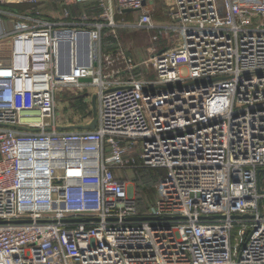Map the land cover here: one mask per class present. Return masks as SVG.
<instances>
[{"label": "built area", "instance_id": "obj_1", "mask_svg": "<svg viewBox=\"0 0 264 264\" xmlns=\"http://www.w3.org/2000/svg\"><path fill=\"white\" fill-rule=\"evenodd\" d=\"M90 1L87 29L0 0V264H264V0H174L169 24L147 0H61L65 17ZM114 2L155 31L156 79L104 51ZM87 86L96 128H63L58 90ZM140 169L165 170L147 205Z\"/></svg>", "mask_w": 264, "mask_h": 264}, {"label": "crops", "instance_id": "obj_2", "mask_svg": "<svg viewBox=\"0 0 264 264\" xmlns=\"http://www.w3.org/2000/svg\"><path fill=\"white\" fill-rule=\"evenodd\" d=\"M39 9L45 13L47 16H50L51 19H54L56 21H66L69 23H76L81 22L83 14L87 16V21L84 25H81V27H86L87 29L93 28L92 24L96 21L100 20V12L101 8L98 6V3L95 1L90 2H83V3H72L71 5H68L69 15L68 17H65L63 5L61 4V0H39ZM14 5H22L20 11H26L29 10V4H14ZM174 0H147L144 4L145 9L150 11L152 15V20L155 23H163V24H169L172 20L170 18V12L174 7ZM114 11H115V18L118 23V27L122 28L123 33H121V38H118V40H115V44L108 45L105 48L103 47L104 51H109L111 49H114L117 46H122L128 55H131L134 59V61L139 64V67H137L139 70H142V72H145L144 74L151 71L152 66L148 64H144L143 62L148 58V47L146 49L147 55L142 56L135 50V43L136 40L132 39V36L127 37V34L125 31H127L128 27L132 29H138L134 27V24L138 21L139 18V12L138 11H127L126 9H123L122 11H119V7L116 2L113 3ZM10 8V7H8ZM138 30H146L150 32L153 29H138ZM129 31V30H128ZM134 32L133 34H135ZM132 34V35H133ZM124 40H126V44L124 43ZM147 75V74H146ZM67 124L63 123L64 127H70L71 129H81L82 126H85L87 122L84 124H80L78 126L80 127H73L72 120H66ZM75 126V125H74ZM77 126V125H76Z\"/></svg>", "mask_w": 264, "mask_h": 264}, {"label": "rangeland", "instance_id": "obj_3", "mask_svg": "<svg viewBox=\"0 0 264 264\" xmlns=\"http://www.w3.org/2000/svg\"><path fill=\"white\" fill-rule=\"evenodd\" d=\"M22 5H13L10 8L14 11H20ZM125 31L127 37L132 36L133 40H136L135 50L142 56L147 55V47L151 44L150 37L155 33L154 30L150 32L146 30L132 29L130 27ZM117 32L119 38H121V33H123L122 28L118 27ZM136 32L135 34H133ZM133 34V35H132ZM126 44V40H124ZM186 73V69H183V74ZM150 79H156L157 73L154 69H151L150 72L146 73ZM85 80V79H84ZM88 80V79H87ZM97 88L94 86L85 87V91L78 90L72 87H64L58 90L57 92V116L59 122L67 123L66 120L70 118L77 125L84 124L86 121L90 120L89 113L92 111V97L97 93ZM98 105V100H97ZM91 116L92 113H91ZM63 126V125H61ZM132 183L136 186L137 190L140 191V194L143 196L145 203L151 201L150 199H155L157 197V182L152 181L149 177L148 181L137 182L135 178H132ZM140 181V180H138Z\"/></svg>", "mask_w": 264, "mask_h": 264}, {"label": "water", "instance_id": "obj_4", "mask_svg": "<svg viewBox=\"0 0 264 264\" xmlns=\"http://www.w3.org/2000/svg\"><path fill=\"white\" fill-rule=\"evenodd\" d=\"M127 11H135L133 9H126ZM72 34V31H71ZM83 35H85L87 43H86V47H85V51H84V60L82 58V62H85L86 64H88L90 62V54H91V47H90V36H89V32L88 31H84L82 33L79 34L80 39L82 40ZM72 40L70 39L66 46L65 49L63 50V57H64V61L67 64L68 70L70 71L71 69V63H72ZM92 115H93V120L90 124L82 126L81 128H85V129H95L97 126V95L94 94L92 97V111H91ZM73 127H80V126H73ZM63 128H70V127H63ZM142 219H150V217H139Z\"/></svg>", "mask_w": 264, "mask_h": 264}, {"label": "trees", "instance_id": "obj_5", "mask_svg": "<svg viewBox=\"0 0 264 264\" xmlns=\"http://www.w3.org/2000/svg\"><path fill=\"white\" fill-rule=\"evenodd\" d=\"M13 5H14V4H10V5H8L7 7H11V6H13ZM32 8H33V6L29 4V9H32ZM113 44H115V40H114L113 38L106 39V40L104 41V48H105L106 46L108 47V45H113ZM164 175H165V170H164V169H140V170H138L137 173H136L135 180H136L137 182H141V183H143V182H145V180L148 181L149 177H151V180H152V181H156L157 184H158L159 180H160ZM138 180H140V181H138ZM139 192H140V191H139ZM140 198H141V200L143 201V204H144V205H147L148 203L154 201L153 199H150L151 201H149L148 203H147V202L145 203V201H144L142 195H141Z\"/></svg>", "mask_w": 264, "mask_h": 264}, {"label": "bare ground", "instance_id": "obj_6", "mask_svg": "<svg viewBox=\"0 0 264 264\" xmlns=\"http://www.w3.org/2000/svg\"><path fill=\"white\" fill-rule=\"evenodd\" d=\"M64 68V64H63V66H62V69Z\"/></svg>", "mask_w": 264, "mask_h": 264}]
</instances>
